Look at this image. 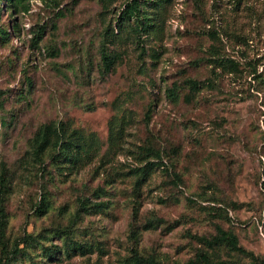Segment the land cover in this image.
Listing matches in <instances>:
<instances>
[{"label": "rangeland", "instance_id": "374dc122", "mask_svg": "<svg viewBox=\"0 0 264 264\" xmlns=\"http://www.w3.org/2000/svg\"><path fill=\"white\" fill-rule=\"evenodd\" d=\"M124 2L30 0L24 12L0 0V174L11 187L0 225L6 215V240L23 247L14 264H124L135 250L161 264L200 252L251 264L203 243L219 228L263 262L264 0H149L145 26L120 27ZM106 26L118 55L109 72ZM52 121L97 141L71 175L49 156L45 166L31 160ZM148 161L157 164L136 191ZM66 234L87 252L67 256Z\"/></svg>", "mask_w": 264, "mask_h": 264}, {"label": "trees", "instance_id": "16d2710c", "mask_svg": "<svg viewBox=\"0 0 264 264\" xmlns=\"http://www.w3.org/2000/svg\"><path fill=\"white\" fill-rule=\"evenodd\" d=\"M12 7L21 6L22 11H29L30 0H6ZM114 0H102L104 10H108ZM149 0H125L124 8L120 10L117 17V22L120 27L130 24L133 20L140 22L143 27L147 24V21L143 19L144 5ZM133 25V24H131ZM3 37L8 36V31L2 30ZM116 36L112 26H106L104 31V37L100 47L101 61L103 70L109 72L113 69L118 60V55L114 51L109 50V44L113 42V38ZM230 60V59H229ZM232 61V60H231ZM233 62V61H232ZM225 63V62H224ZM222 60V66L225 64ZM195 88L198 87L197 82H193ZM171 95L176 97L177 91L173 89L170 91ZM97 141L94 137L86 138L78 129L70 128L68 124L63 121H52L41 126L36 133L30 146V157L33 162L39 163L41 166L46 165L47 157L51 158V163L57 170L65 171L71 175L76 170L82 168L90 159L96 155ZM157 163L154 161H148L144 166L137 168L138 179L136 181L135 190L140 188L141 181L146 177L153 167ZM143 177V178H142ZM10 180L8 179L6 172L2 171L0 174V198L1 203L5 201L8 193L10 192ZM48 198L44 197L37 206V212L39 214H45L48 211ZM89 201L85 198L82 200V207L87 209L90 207ZM92 206V205H91ZM137 214V212H136ZM216 216L225 218L226 211L222 208L216 209ZM7 226V217L1 221L0 225V264H14L18 256L22 253L23 247L19 244L11 245L6 240L5 229ZM151 224H146L143 228H148ZM138 230L133 231V237L138 238ZM203 243L210 249H216L220 247H227L229 250L238 252L243 255L251 257V264H264V261H259V258L254 255L253 252L246 250L240 245L238 237L229 231L222 228L218 229L217 235L212 238H202ZM46 255L53 257L57 251H54L51 247H44ZM64 252L67 256H71L72 252L86 253L88 247L84 243L70 237L66 234L64 242ZM124 264H161L153 258H146L141 256L137 250L133 254L126 258ZM186 264H230L228 261L216 260L208 252H200L195 259L189 260Z\"/></svg>", "mask_w": 264, "mask_h": 264}]
</instances>
